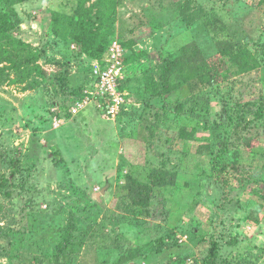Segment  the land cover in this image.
I'll return each instance as SVG.
<instances>
[{
	"label": "rangeland",
	"instance_id": "obj_1",
	"mask_svg": "<svg viewBox=\"0 0 264 264\" xmlns=\"http://www.w3.org/2000/svg\"><path fill=\"white\" fill-rule=\"evenodd\" d=\"M186 2L0 0V45L33 58L26 79L10 69L0 85V264H55L72 213L62 264L131 251L130 264H203L212 240L218 264H264V0H194L183 15ZM80 33L125 50L130 95L115 120L95 102L69 115L91 82ZM222 42L238 47L219 57ZM195 44L206 61L161 96L164 60ZM128 175L151 186L150 207L132 204Z\"/></svg>",
	"mask_w": 264,
	"mask_h": 264
},
{
	"label": "trees",
	"instance_id": "obj_2",
	"mask_svg": "<svg viewBox=\"0 0 264 264\" xmlns=\"http://www.w3.org/2000/svg\"><path fill=\"white\" fill-rule=\"evenodd\" d=\"M194 0H187L186 6L182 7V14L186 15L188 13V7H190L191 3ZM81 7V6H79ZM79 12V8L77 10V13ZM77 15V14H76ZM5 23L10 22V17L3 16ZM81 17L78 15V20H80ZM83 28V27H82ZM81 28V29H82ZM3 31L2 28H0V32ZM81 31V30H80ZM82 32V31H81ZM5 35L6 32L4 31ZM87 34H81L80 35H75L76 37L74 38L76 41H79L83 44L84 49L82 52L84 53H89L90 57L92 58H98L100 59L102 55L104 54L105 48H97L94 47V39L86 37ZM4 39L8 40L10 43H14V41L18 42L16 39L13 37L9 36V34L4 37ZM219 57L224 56L225 53H227L229 50L228 48H231V50H236L238 47L236 44L232 43L231 45L226 44L225 42L219 43ZM5 46L2 44L0 45V62H6L10 64V67H7L9 69H4L0 68V85H5L9 81V76L7 75V71L11 69V71L15 72V74L21 77V79H26L28 77V74L26 70H28L32 65H29V63L32 62L33 58L31 56L23 58L21 60L20 56L12 51L6 52L4 51ZM86 53V54H87ZM30 54V53H29ZM5 55L6 57H2ZM198 61L205 62V58L202 55V52L200 51L199 47L195 44L192 46H188L183 50V55L180 58H177L176 60H171V59H165L164 60V69L162 72V93L160 94L161 96L165 97L166 95L171 94L175 90V86L172 84V78L174 73L177 71L183 72L185 68L188 65H191L193 63H197ZM124 84V83H123ZM81 96H72L73 104L77 100H79ZM70 103V104H72ZM69 104V105H70ZM68 105V107H69ZM70 109V107H69ZM70 115V114H69ZM264 117V109L260 110L257 113V118H262ZM203 148H207L204 146L199 147L198 153L202 154ZM227 150H223L222 153H225ZM162 159H165L164 155L160 156ZM213 171L215 172V176L218 182L220 183H225V180L223 178V168H221L220 165L215 164L213 166ZM170 175V172L167 168V164L165 160L162 161V166L160 168V174L156 178L154 185L156 187H162L165 185L168 176ZM172 185H174V180L171 181ZM124 190L127 192L128 198L131 200L132 204H134L136 207H141V208H147L150 207L151 201H152V188L150 185L142 183L135 178H133L131 175L126 176V184L124 185ZM76 230V219L74 214L70 216V224L68 226L67 232H66V237L65 241L62 244H59L55 250V264H62L61 262V254L65 252L71 243L73 242V233ZM218 251H219V244L217 241L212 240L211 241V248L209 251V254L204 258L203 264H218L217 263V258H218ZM138 252L131 251L128 255H124L119 258L117 262L114 264H130L134 261L137 260L138 258Z\"/></svg>",
	"mask_w": 264,
	"mask_h": 264
},
{
	"label": "built area",
	"instance_id": "obj_3",
	"mask_svg": "<svg viewBox=\"0 0 264 264\" xmlns=\"http://www.w3.org/2000/svg\"><path fill=\"white\" fill-rule=\"evenodd\" d=\"M123 59L124 50L115 43L106 58L93 62L91 82L86 96L70 107L71 116L78 115L94 102L98 111L109 120H115L127 110L130 94L123 87V81L127 76V67Z\"/></svg>",
	"mask_w": 264,
	"mask_h": 264
},
{
	"label": "crops",
	"instance_id": "obj_4",
	"mask_svg": "<svg viewBox=\"0 0 264 264\" xmlns=\"http://www.w3.org/2000/svg\"><path fill=\"white\" fill-rule=\"evenodd\" d=\"M108 51L109 50H106V52H104V54L102 55V57L100 58V59H98V58H92V57H90L88 54H86V53H84V57L85 58H87V59H90V61H91V63H90V66H91V69H92V64H93V62L95 61V60H100V61H102L104 58H106V56H107V54H108ZM126 56H125V50H124V59H123V61H124V63H125V61H126V58H125ZM126 65V64H125ZM126 67L128 68V66L126 65ZM91 74H92V70H91V73H90V76H91ZM126 78H127V76H126ZM125 78V79H126ZM123 83H124V81H123ZM83 111V110H82ZM82 111L78 114V115H76L75 117H77V116H79L81 113H82ZM96 111L97 112H99L98 111V109H97V107H96ZM101 113V112H100Z\"/></svg>",
	"mask_w": 264,
	"mask_h": 264
}]
</instances>
